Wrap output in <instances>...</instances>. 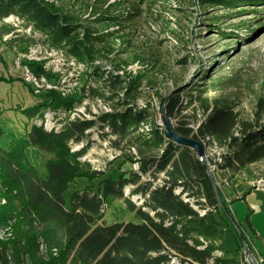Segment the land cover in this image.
Masks as SVG:
<instances>
[{"label":"trees","instance_id":"obj_1","mask_svg":"<svg viewBox=\"0 0 264 264\" xmlns=\"http://www.w3.org/2000/svg\"><path fill=\"white\" fill-rule=\"evenodd\" d=\"M124 1L131 14L150 12L148 17L157 19L159 33H169V42L174 44L177 35L170 24L177 25L167 11L179 9V5L188 6L189 2L202 12L225 11L223 16H211L206 25L220 37H234L233 45L238 44L235 29L245 27L247 34L239 41L248 43L264 27L262 16L258 20L263 22L255 29L248 21L229 32L218 26L232 13L261 15L264 10L255 11L257 7L264 9V0ZM175 3L178 5L173 6ZM69 11L41 0H0V41L11 34L34 45L35 38L18 30L26 28L65 55L81 62L91 60L96 55L93 43H101L105 38L86 32L93 28L77 23ZM8 18L17 19L20 24H11L6 21ZM101 19L102 15H98L92 20ZM81 29L83 34L79 33ZM182 61L185 58L179 62ZM214 62L213 69L217 64ZM28 65L33 72L44 74L34 64ZM88 68L82 98L102 96L104 90L116 94L122 88L116 73L93 63ZM1 80L10 81L6 77H0ZM187 88L179 86L170 91L162 98V105L169 121L174 119L171 124L177 134L204 148L215 145L223 149L217 156L204 158L208 167L212 166L209 169L215 182L220 177L229 184L247 166L264 162L261 101L256 103L252 118L244 120L225 101L203 95V89L183 96ZM42 95L46 101L21 110V115L31 121L21 132L11 130L0 119V264H170L172 257L180 263L219 264L213 253L221 251L223 223L232 227L230 221L234 220L216 182L224 208L219 207L210 179L192 148L166 138L163 126L152 124L149 113L128 104L127 95L116 96L114 108L95 118L62 119L59 125L48 128L47 120L58 119L81 100L74 101L69 94L62 97L56 90ZM188 108L200 113L201 119L182 114ZM94 138L99 143L108 140L110 147L128 152L125 157L130 168L117 174L110 172L106 178H100L103 174L92 169L88 176L98 179L96 187H73L66 199L71 183L84 174L79 158ZM81 140L85 145L71 151V145ZM28 148L51 155L43 164V173L29 160ZM131 149L138 157V171L131 169ZM125 188L128 194L124 193ZM251 189L254 187L239 198ZM131 195H137L141 204L132 202ZM109 196L122 200L125 210L133 213L136 221L106 223L103 206Z\"/></svg>","mask_w":264,"mask_h":264},{"label":"rangeland","instance_id":"obj_2","mask_svg":"<svg viewBox=\"0 0 264 264\" xmlns=\"http://www.w3.org/2000/svg\"><path fill=\"white\" fill-rule=\"evenodd\" d=\"M41 1L59 10L69 9L68 14H72L77 23L93 28H88L86 32L92 33L91 35L102 34L105 39L101 43H93L96 55L91 60L81 62L76 57L61 53L57 48L49 47L43 39H39L38 34L26 28L18 30L35 38L37 41L34 45L17 40L15 35L11 34L2 38L0 77L9 78L10 81H0V119L15 132H21L22 128L31 124L29 119L21 115V110L47 100L45 95L34 96L26 87L27 85L21 81L19 68L21 61L34 64L53 81L64 80L65 84L72 86L69 98L74 101L81 100L75 108L63 112L58 119L49 120L48 128L51 125H59L62 119H69L73 112L84 119L95 118L104 111L103 105L114 108L113 101L118 98L116 96L124 98L127 92L129 93L126 97L130 101L128 104L136 108L140 107L149 113L152 124L163 126L160 119L162 98L179 86L188 87L183 91V96H186V92L195 94L196 91L203 89L205 91L203 95L225 101L234 107L239 118L244 120L252 118L258 101L264 104V27L259 30V35L253 36L248 43L239 41L244 34H247L245 27L235 29L237 33L233 34L238 36V44L233 45L236 40L234 37H220L214 33V29L210 31L206 25L211 16H223L225 11L202 12V9H198L193 2H189L188 6L179 5L177 11L175 9L172 12L167 11L172 16L171 21L175 20L177 25L176 27L170 24V28L176 32L178 38L174 44L169 42L171 36L169 33H159L155 26L157 19L148 17L150 12L131 14L129 4L124 0ZM263 10L262 7H257L255 12ZM242 14V16H236L232 13L227 20H221L218 26L226 30L224 32H229L234 26L243 24L245 21H248L254 29L263 22L259 21L258 17H264V11L261 15H253L249 12ZM98 15H102L100 22L92 20ZM6 21L14 25L20 24L13 18H8ZM83 31L84 29H81L79 33L83 34ZM183 58L185 61L179 62ZM213 60L217 63L214 69L211 66ZM91 63L118 75L122 81V88L118 93L111 94L108 90H104L102 96L82 98L88 64ZM92 85L97 84L92 83ZM46 109L47 107H44L45 111ZM182 114H189L192 119L193 116H196L198 120L201 119L200 113L194 112L192 108H188ZM171 123H174V119ZM83 140L79 143H83L84 146ZM96 140L97 138H94L91 145L84 148L85 151L81 155L88 153L90 161L82 160V156L79 158L84 174L71 183V187L65 194L66 199L73 187L77 189L86 186L96 187L98 179L88 176L92 169H97L103 174L100 178H106L110 172L117 174L122 169L130 168L125 157V154H129L128 152L109 145V149L106 150L103 144ZM222 152L223 149L215 145H208L205 148V156L208 157L217 156ZM26 153L29 160L38 167V171L43 173V164L51 155L34 148L26 149ZM257 164L262 166V174H264V162H257ZM249 170L248 168L247 171ZM216 182L226 196L229 184L220 177L216 178ZM124 193L128 194L127 188L124 189ZM259 195L260 192L253 194L255 200ZM130 200L136 205L142 202L137 195H131ZM262 200H264V190H262ZM125 209L122 200L107 197L103 206L104 221L106 223L135 222L133 213ZM228 245L229 243L224 239V250Z\"/></svg>","mask_w":264,"mask_h":264},{"label":"crops","instance_id":"obj_3","mask_svg":"<svg viewBox=\"0 0 264 264\" xmlns=\"http://www.w3.org/2000/svg\"><path fill=\"white\" fill-rule=\"evenodd\" d=\"M250 169L247 171V169ZM264 182V174H262V166L253 163L247 166L241 175L230 180L226 198L232 201L227 204L234 222L237 224L241 234L249 248L251 254L258 260L264 261V200H262V190L251 189L243 197L239 198L243 192L252 187L257 181ZM259 193V197L255 200L254 193ZM253 197V198H252ZM224 235L221 251H219V264H246L244 260L243 248L235 230L223 223ZM224 239L229 245L224 250ZM230 239V242H229ZM264 264V263H263Z\"/></svg>","mask_w":264,"mask_h":264},{"label":"built area","instance_id":"obj_4","mask_svg":"<svg viewBox=\"0 0 264 264\" xmlns=\"http://www.w3.org/2000/svg\"><path fill=\"white\" fill-rule=\"evenodd\" d=\"M28 30V29H27ZM19 68L21 70V78L22 81L27 85V87H29L31 89V92L34 96H40L50 90H56L59 91L60 94L63 96H66L70 93V88L72 87L71 85H67L64 83V80H61L59 82L53 81L51 80L49 77H47V75L42 74V73H37V72H33V70L31 69V67L28 65V63L21 61L19 64ZM131 105V104H130ZM136 108V107H135ZM111 108L107 107L106 105H103V112L109 111ZM137 109H141L140 107H137ZM76 112L71 113V116L69 119L73 120L75 118L81 119L80 115L75 114ZM76 116V117H74ZM48 125H50L49 120H47L45 126L47 127ZM52 127V125L50 126ZM87 132V131H86ZM101 144H103L104 148L107 150L109 142L108 140H104L101 142ZM83 147V143H78V144H74L71 145V151H75V150H79L80 148ZM131 154L133 155V162L131 163V169L133 171H138V162H137V156L135 153L134 149H131ZM82 160H89V154L86 153L81 157ZM210 169H212V166H209ZM252 187L256 188V189H260V190H264V182L259 180L255 183L252 184ZM223 200L225 201V203H228L227 198L225 197V195L223 196ZM214 256H218L220 253L219 251H215ZM246 264H252L251 261H249L248 259L244 258ZM256 261H258V264H263L264 261H262L261 259H256ZM170 264H189L188 262L184 261L183 263H180L179 260L176 257H172L170 260Z\"/></svg>","mask_w":264,"mask_h":264},{"label":"water","instance_id":"obj_5","mask_svg":"<svg viewBox=\"0 0 264 264\" xmlns=\"http://www.w3.org/2000/svg\"><path fill=\"white\" fill-rule=\"evenodd\" d=\"M160 119H161V123H163L162 124L163 125V133H164V136L166 138L172 140L173 142H175L179 146H188V147L192 148L193 151L196 152L197 157L202 162V165H203V167L207 173V176L210 179L212 189L214 191L217 203H218L220 208H224L222 199H221L220 194H219L218 189H217V185H216L214 176H213L212 172L210 171L208 164H206L205 159H204L205 158V148L199 142H197L191 138L183 137L182 135L177 134V132L174 130L171 122L169 121V119L166 116L165 106H163L161 109ZM230 223H231L233 229L235 230V232L237 233V235L239 236V239H240V242H241V245L243 248L244 258L251 261L252 264H258V261H256V258L251 254L249 248L246 246V242H245V240L241 234L240 229L236 225V223L234 221H230Z\"/></svg>","mask_w":264,"mask_h":264}]
</instances>
